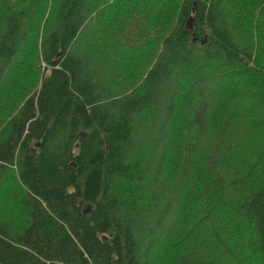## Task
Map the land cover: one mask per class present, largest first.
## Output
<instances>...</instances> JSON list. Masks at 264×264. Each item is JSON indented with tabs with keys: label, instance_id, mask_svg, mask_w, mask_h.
Here are the masks:
<instances>
[{
	"label": "trees",
	"instance_id": "16d2710c",
	"mask_svg": "<svg viewBox=\"0 0 264 264\" xmlns=\"http://www.w3.org/2000/svg\"><path fill=\"white\" fill-rule=\"evenodd\" d=\"M0 264H264V0H0Z\"/></svg>",
	"mask_w": 264,
	"mask_h": 264
}]
</instances>
